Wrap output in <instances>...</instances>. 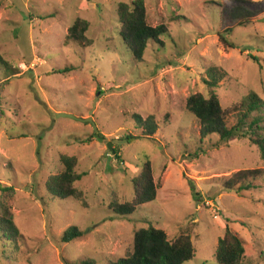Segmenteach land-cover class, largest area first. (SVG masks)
Instances as JSON below:
<instances>
[{
    "label": "rangeland",
    "instance_id": "rangeland-1",
    "mask_svg": "<svg viewBox=\"0 0 264 264\" xmlns=\"http://www.w3.org/2000/svg\"><path fill=\"white\" fill-rule=\"evenodd\" d=\"M131 1L0 0V184L14 190L5 206L19 232L15 241L0 235V264H115L149 225L169 242L190 238L196 252L184 264H216L226 227L244 241L241 264H264V188L224 189L239 171L264 170L257 148L248 138L202 139L185 109L189 96L210 93V69L224 73L213 92L227 128L249 94L264 100V14L225 33L221 15L232 0H145L147 24L166 34L137 61L116 15L118 3ZM76 19L89 25L86 47L67 39ZM149 117L153 134L143 138L137 122ZM126 136L141 139L128 144ZM61 155L77 160L79 200L45 192L63 170ZM146 160L156 200L115 215L110 205L132 202ZM74 227L81 236L61 243Z\"/></svg>",
    "mask_w": 264,
    "mask_h": 264
},
{
    "label": "trees",
    "instance_id": "trees-1",
    "mask_svg": "<svg viewBox=\"0 0 264 264\" xmlns=\"http://www.w3.org/2000/svg\"><path fill=\"white\" fill-rule=\"evenodd\" d=\"M233 4L226 13L222 12V24L228 26L224 29L225 33H231L233 28L246 26L251 21L264 14V3L254 5L250 0H232ZM116 15L119 25V36L127 45L133 58L141 61L144 52L149 43L159 44L160 36L166 34L163 26L150 27L146 21L145 0H132L129 3H118ZM89 25L86 21L76 19L68 29L67 39L85 47L90 44L86 38ZM218 38L225 46H228L227 40L223 34H218ZM253 61L257 59L253 58ZM72 69L65 68L60 74H67ZM207 80L204 81L210 93L205 97L201 94H194L186 100V112L193 116L200 125V136L215 135L221 142H228L232 139L248 138L253 146L259 152L262 162H264V100L260 99L254 93L249 94L241 102L239 114L240 117L235 126L227 128L225 113L222 110L218 98L213 92L219 82L224 79V73L217 69H210L207 72ZM2 113L0 111V118ZM153 117L145 121L138 120L144 128L141 131L143 138L152 136L151 129L147 126L152 122ZM139 137L126 136L125 142L130 144ZM117 157V152H115ZM59 162L63 167L62 172L50 176L45 184V192L52 198L60 201L69 199L79 200L82 193L75 187L82 175L75 173L77 160L74 157L61 155ZM133 200L125 204H112L109 210L119 217H128L135 213L138 208L144 204L156 200L157 186L154 183L151 164L145 161L136 178L132 180ZM264 188V170H244L233 174L228 181L224 183V189L234 191L238 195L251 190ZM14 190L0 184V235L1 238L15 241L19 236L18 229L13 223L9 210L5 206L6 200L11 197ZM191 192L194 200L199 202L200 195L195 191L191 184ZM81 236L77 228H71L65 231L61 237V243L68 244ZM244 241L237 233L226 227L225 234L218 241L215 251L216 264H241L245 249ZM195 249L191 240L186 235L178 236L172 242L167 240L164 231L156 229L153 226L140 229L134 234L132 253L125 259L118 260L115 264H184L193 260ZM83 264V263H82Z\"/></svg>",
    "mask_w": 264,
    "mask_h": 264
},
{
    "label": "water",
    "instance_id": "water-1",
    "mask_svg": "<svg viewBox=\"0 0 264 264\" xmlns=\"http://www.w3.org/2000/svg\"><path fill=\"white\" fill-rule=\"evenodd\" d=\"M107 147H108V150H110V146L108 145ZM110 151H111V153H113V151H112V150H110Z\"/></svg>",
    "mask_w": 264,
    "mask_h": 264
}]
</instances>
